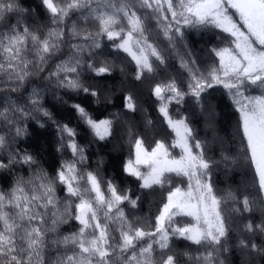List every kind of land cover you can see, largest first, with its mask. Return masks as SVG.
Returning a JSON list of instances; mask_svg holds the SVG:
<instances>
[{
	"label": "snow or ice",
	"instance_id": "snow-or-ice-1",
	"mask_svg": "<svg viewBox=\"0 0 264 264\" xmlns=\"http://www.w3.org/2000/svg\"><path fill=\"white\" fill-rule=\"evenodd\" d=\"M41 3L49 23L33 28L25 21L27 9L19 0H0V93L4 94L0 125L8 129L0 134V150L9 149L11 133L13 140L25 135L22 122L38 112L56 124L61 137L58 151L66 147L73 159L63 161L55 176L39 167L27 151L9 150L7 161L0 159V169L20 164L27 165L30 173L17 176L6 191L0 190V264H181L174 238L205 249L190 257L195 264H225L219 257L229 250L234 215L243 217L257 205L248 196L240 199L231 191L223 196L217 193L212 182L214 162L206 155V144L195 137L187 118L173 116L169 106L184 103L188 96L199 104L203 93L223 88L239 114L245 160L264 196V0ZM187 30L223 34L217 36L222 45L209 49V58L214 59L206 68L190 50L185 51ZM104 39L135 64L137 81L166 65L168 50L187 73V91L176 77L152 87V95L160 102L158 111L175 134L172 144L157 140L148 149L143 138L136 137L134 159L124 165V171L139 180L142 189L169 188L154 223L150 218L130 219L125 206L135 209L139 197L131 199L99 171L82 167L85 149L76 142L75 129L55 121L43 108L40 89H32L27 104L11 95L24 89L34 75L47 71L51 61L55 67L42 79L58 88L97 97V91L86 86L81 77L84 71L96 76L110 73L109 61H99L96 66ZM124 99L125 107L136 111L133 97ZM71 107L95 138L106 140L114 134L113 120H97L80 104ZM170 149H179L180 155ZM173 177L181 182L173 186ZM58 186H63V198L57 195ZM228 201H232L231 208ZM183 217L190 222L178 219ZM69 220L78 223L77 229L61 234L60 226ZM240 232V249L264 253V248L250 239L258 233L264 235V219L259 223L242 220Z\"/></svg>",
	"mask_w": 264,
	"mask_h": 264
},
{
	"label": "trees",
	"instance_id": "trees-1",
	"mask_svg": "<svg viewBox=\"0 0 264 264\" xmlns=\"http://www.w3.org/2000/svg\"><path fill=\"white\" fill-rule=\"evenodd\" d=\"M19 3L27 9L24 19L33 28L49 23V14L43 7L41 0H19ZM218 35L222 36L223 34L219 33L218 30H187L186 43L188 49L185 51L190 50L194 54V58L200 61V66L206 68L214 59L209 58V49L221 46L223 43L222 40L217 39ZM161 43L162 46H166L165 41L161 40ZM103 44L105 47L98 50L96 66H100L99 61H109L110 73L96 76L92 72L84 71L81 77L86 86L97 91V97L83 92L77 94L64 88H58L54 83L42 79L43 76H47L48 71L55 67L54 62L51 61V67L47 71L34 75L24 89L11 95L20 103L27 104L32 89H40V103L43 108L52 113L55 121L75 129L76 142L85 149L86 160L82 167L99 171V174L106 181L111 179L131 199L139 197L138 206L135 209L125 206V212L130 219L150 218L154 223V217L162 206L169 188L166 186L164 189L159 187L151 190L142 189L140 187L141 182L124 171V165L129 158L134 159L132 145L136 137H142L148 149L154 147L157 140L164 141L168 146L172 144L175 134L168 128L158 111L160 102L152 95V87L155 83L176 77L180 87L187 91V73L180 68L178 58L172 54L171 50H168L166 65L159 66L155 75L146 76L137 81L134 78L135 64L131 62L130 58L125 53H117L110 46L111 42L106 39L103 40ZM66 52L67 49H65ZM87 58V54H85V59ZM106 86L112 87L108 93ZM127 95L133 97L137 106L134 112L125 107L124 98ZM3 96L4 94L0 93V104L3 103ZM206 102L211 107L213 114H211L209 122L211 129L203 131L204 122L198 112L204 109ZM72 104H80L85 107L97 120L105 118L113 120L114 134L106 140L95 138L91 130L80 120L76 111L71 107ZM28 106L31 107V105ZM169 111L175 117H186L190 127L194 130L195 137L206 144V155L214 162L212 182L217 193L223 196L231 191L240 199L248 196L257 205L252 213H244L243 217L234 215L232 231L227 241L229 250L221 252L219 258L223 259L225 264H264V253L257 254L250 250H242L237 246L239 238L243 235L240 232L242 220L252 219L259 223L264 219V212H262L264 201L259 193L254 171L250 163L245 160V153L242 150L244 146L242 132L239 131V114L231 98L223 88L216 87L203 93L199 104L194 98L188 96L182 104L172 103L169 106ZM122 120L128 121L127 127L131 136L129 132L127 136L121 123ZM148 121L152 123L149 124ZM21 126L27 129L26 134L15 137L13 140L14 132L11 133L8 136L9 149L0 150V159L6 162L9 150L21 153L27 151L36 158L39 167L52 176H55L56 170L63 161L73 159L71 151L66 147L62 151H58L61 137L52 119L44 117L42 113L34 112L33 116L23 121ZM7 132L8 129L0 125V134ZM113 143L117 147V151L114 152ZM170 150L174 155H180L179 149ZM221 157L228 159L222 161ZM29 174L27 165L16 164L7 170L0 169V190L9 189L17 176L26 177ZM180 182L179 178L173 177V186ZM184 183L186 184V180ZM57 195L61 198L65 196L63 186H58ZM231 206L232 201H228V208ZM178 219L190 222V218L187 217ZM77 227L76 221L69 220L67 224L60 226L59 231L61 234H67L75 231ZM263 237L264 235L258 233L250 239L264 248ZM173 246L179 254L181 264H195V260L190 259V257L194 258L205 251L204 248L179 238H174ZM184 253L189 255H184Z\"/></svg>",
	"mask_w": 264,
	"mask_h": 264
},
{
	"label": "rangeland",
	"instance_id": "rangeland-1",
	"mask_svg": "<svg viewBox=\"0 0 264 264\" xmlns=\"http://www.w3.org/2000/svg\"><path fill=\"white\" fill-rule=\"evenodd\" d=\"M123 85H125V84H123ZM128 87H130V86H128ZM110 89H112L111 86H106L107 93H108V91H110ZM211 114H213V111H212L211 107L209 105H207V102H206V105H205L204 109H202L201 111L199 110V112H198V115H200V117L202 118V120L204 122L203 131H207V130L211 129V125L209 124ZM121 123L123 125V128L125 129V132H126L127 136H128V132H129L128 131V127H127L128 126V121L127 120H124V121L122 120ZM143 124L145 125L144 121H143ZM123 143H125V142H123ZM112 148H113V152L117 151V147H116V145L114 143L112 144ZM221 159H222V161L225 160V158H223V157H221ZM261 197L263 198V201H264V196L261 195Z\"/></svg>",
	"mask_w": 264,
	"mask_h": 264
}]
</instances>
